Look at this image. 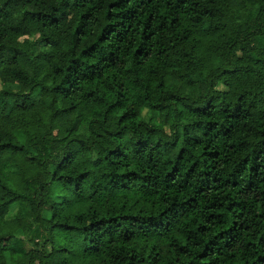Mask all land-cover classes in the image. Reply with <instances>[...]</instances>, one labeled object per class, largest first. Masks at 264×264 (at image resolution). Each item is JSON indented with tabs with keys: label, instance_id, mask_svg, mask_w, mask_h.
<instances>
[{
	"label": "trees",
	"instance_id": "obj_1",
	"mask_svg": "<svg viewBox=\"0 0 264 264\" xmlns=\"http://www.w3.org/2000/svg\"><path fill=\"white\" fill-rule=\"evenodd\" d=\"M0 83V264H264V0H0Z\"/></svg>",
	"mask_w": 264,
	"mask_h": 264
},
{
	"label": "rangeland",
	"instance_id": "obj_2",
	"mask_svg": "<svg viewBox=\"0 0 264 264\" xmlns=\"http://www.w3.org/2000/svg\"><path fill=\"white\" fill-rule=\"evenodd\" d=\"M6 89H10V90L17 91V90H18V87H16V86H11V85H4V84H1V83H0V90H6ZM218 89H219V90H224V88H222V87H219ZM142 116H143V118H144L145 120H148V119L154 117V118H153L154 121H157V120H156V119H157V114H155V113H153V112H149V111L145 110V111H143ZM18 209H19V206H18V205H15V206L11 209L8 218H13V217H14V214L17 212Z\"/></svg>",
	"mask_w": 264,
	"mask_h": 264
}]
</instances>
